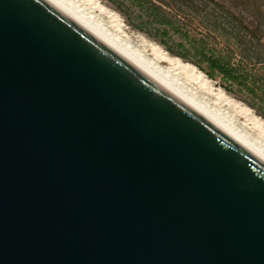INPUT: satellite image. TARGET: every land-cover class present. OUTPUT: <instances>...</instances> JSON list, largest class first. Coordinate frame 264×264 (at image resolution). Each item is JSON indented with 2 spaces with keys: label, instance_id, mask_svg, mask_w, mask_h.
Segmentation results:
<instances>
[{
  "label": "water",
  "instance_id": "water-1",
  "mask_svg": "<svg viewBox=\"0 0 264 264\" xmlns=\"http://www.w3.org/2000/svg\"><path fill=\"white\" fill-rule=\"evenodd\" d=\"M0 264H264V162L46 0H0Z\"/></svg>",
  "mask_w": 264,
  "mask_h": 264
},
{
  "label": "rangeland",
  "instance_id": "rangeland-1",
  "mask_svg": "<svg viewBox=\"0 0 264 264\" xmlns=\"http://www.w3.org/2000/svg\"><path fill=\"white\" fill-rule=\"evenodd\" d=\"M66 1L264 152V0Z\"/></svg>",
  "mask_w": 264,
  "mask_h": 264
},
{
  "label": "bare ground",
  "instance_id": "bare-ground-1",
  "mask_svg": "<svg viewBox=\"0 0 264 264\" xmlns=\"http://www.w3.org/2000/svg\"><path fill=\"white\" fill-rule=\"evenodd\" d=\"M46 1L49 2L51 5H53L54 7H56L59 11H61L64 15H66L68 18L73 20L75 23L83 27L86 31H88L98 40H100L105 45L110 47L120 56L128 60L136 68H138L147 76L152 78L155 82H157L159 85L165 88L168 92H170L179 100H181L189 107H191L193 110L201 114L204 118H206L216 127H218L221 131L226 133L229 137L237 141L240 145H242L244 148L250 151L254 156H256L258 159L264 162V152L261 149H259V147H256L249 138L245 137L244 134L240 133V131L238 132L236 129H233L228 123L223 122L220 119V117H217V115L204 109L203 106L201 107L198 103H195L194 100L191 99L192 97L191 98L189 97L190 94L187 95L186 92L185 94L182 93L181 90L179 89L180 87L179 88L176 87V84L173 85L171 83L172 81H169L170 79L165 78L164 74L159 69L155 68L151 63H149V61L147 62L144 59H142L138 54H136V52L134 53V51H131L132 49L130 50L129 47L126 46L125 44H122L117 40H115L110 34H108V32H106L101 27L102 25L100 26L95 20H93L88 16H85L80 10H78V8H76L66 0H46ZM110 15L115 22L119 23L118 17L115 14H110ZM118 26H120V24ZM173 62H175L176 64L178 63V65H180L179 59L177 58L173 59ZM183 67L189 70L191 73H194L196 70L195 67H193L192 65H185ZM197 74H199L198 76L201 79L205 80V77L200 72H198ZM190 77H192V75H190ZM243 110H245L249 116L252 115L249 109L245 108Z\"/></svg>",
  "mask_w": 264,
  "mask_h": 264
},
{
  "label": "trees",
  "instance_id": "trees-1",
  "mask_svg": "<svg viewBox=\"0 0 264 264\" xmlns=\"http://www.w3.org/2000/svg\"><path fill=\"white\" fill-rule=\"evenodd\" d=\"M231 79L233 80V79H234V77H231Z\"/></svg>",
  "mask_w": 264,
  "mask_h": 264
}]
</instances>
